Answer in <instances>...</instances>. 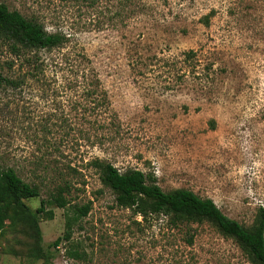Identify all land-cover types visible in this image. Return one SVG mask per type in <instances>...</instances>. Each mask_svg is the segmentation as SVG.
<instances>
[{
	"label": "rangeland",
	"instance_id": "374dc122",
	"mask_svg": "<svg viewBox=\"0 0 264 264\" xmlns=\"http://www.w3.org/2000/svg\"><path fill=\"white\" fill-rule=\"evenodd\" d=\"M0 3L67 35L66 46L39 55L47 61L85 55L110 102L106 114L90 115L85 80L71 82L75 89L52 83L61 86L57 96L32 81L22 93L0 91V158L41 191L26 205L35 212L58 187L69 202L66 209L45 205L41 242L33 224L10 209L0 264H255L212 221L144 218L119 206L91 161L122 174L140 170L166 193L193 191L255 227L264 208V0ZM9 58L0 41V63ZM95 119L106 126L96 129ZM76 129L89 130L91 140L81 147L70 137L60 140L61 130ZM39 158L75 171L40 170L34 178ZM88 205L89 214L77 219L76 208ZM67 231L70 240L50 246Z\"/></svg>",
	"mask_w": 264,
	"mask_h": 264
},
{
	"label": "trees",
	"instance_id": "16d2710c",
	"mask_svg": "<svg viewBox=\"0 0 264 264\" xmlns=\"http://www.w3.org/2000/svg\"><path fill=\"white\" fill-rule=\"evenodd\" d=\"M0 41L7 47L10 55L8 60L0 63V91L22 93V90L32 81L40 84L43 92L51 91L57 96L61 92V86L52 89V83L67 81L70 84L68 88L75 89L76 85L71 82L80 84L85 80L87 87L82 90L91 99L90 108L87 111L95 118L100 113L106 114L105 107L110 103L107 92L100 90L102 83L99 74L85 55H82L83 60L66 57L59 61H47L39 55L41 50L53 51L66 46L70 42L67 35L62 32L50 33L43 24L29 20L20 12L11 11L6 4L0 3ZM80 105L81 103L76 106ZM92 124L97 126L96 129L106 126L97 119ZM73 132L71 134L70 131L61 130L60 140L70 137L73 144L80 147L81 141L91 140L89 130L76 129ZM52 163L55 164L56 160L51 162L39 158L32 163L33 168L30 172L34 178H37L40 170L46 173L52 170L58 175L69 174L65 170L75 171L70 165L62 170L52 166ZM91 164L103 170L104 181L116 192V201L119 206L131 208L144 218L149 215H165L173 217L174 222L204 219L212 221L224 234L242 244L255 264H264V208H260L256 226L246 228L224 214L212 199L201 198L193 191L179 189L166 193L155 180L151 183L145 173L140 170L122 174L112 164L103 163L98 158L93 159ZM19 169L0 158V232L4 228L7 212L13 208L18 217L33 224L38 241L41 242L42 232L38 216L45 212L47 203L59 209L67 208L69 202L64 196L65 188L58 187L50 195V199L47 202L43 200L41 207L33 212L25 201L39 198L40 187L37 184L25 182L20 176L22 170ZM89 212L88 205L77 207L74 214L77 219H80L87 216ZM70 238L71 234L67 231L64 238H58L50 246L58 247L63 240L68 241Z\"/></svg>",
	"mask_w": 264,
	"mask_h": 264
}]
</instances>
